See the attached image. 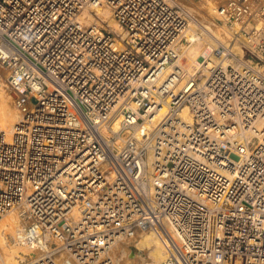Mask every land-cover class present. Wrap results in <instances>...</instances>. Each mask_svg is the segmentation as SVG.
<instances>
[{
    "label": "built area",
    "instance_id": "built-area-1",
    "mask_svg": "<svg viewBox=\"0 0 264 264\" xmlns=\"http://www.w3.org/2000/svg\"><path fill=\"white\" fill-rule=\"evenodd\" d=\"M104 7L121 36L81 23ZM216 11L255 47L234 54L180 0H0L17 264H118L116 242L151 229L163 264H264V5Z\"/></svg>",
    "mask_w": 264,
    "mask_h": 264
},
{
    "label": "bare ground",
    "instance_id": "bare-ground-1",
    "mask_svg": "<svg viewBox=\"0 0 264 264\" xmlns=\"http://www.w3.org/2000/svg\"><path fill=\"white\" fill-rule=\"evenodd\" d=\"M200 2L201 3H199L198 5L188 4L186 5V7L190 12L200 15L202 18V23L212 32V34L217 39H219L222 43L229 47L234 54H238L241 52V45H245L247 47H255L257 41H249L245 39L243 34L241 33V29H245L246 31H249L251 29V26L248 24V22H246L243 26L241 24H234L232 27H229L225 22H220L221 17L217 15L216 11V4H218L217 1L214 2L211 0H200ZM200 9L204 11V13H201ZM79 19L85 26H102L114 32L117 36L122 35L121 27L113 18L110 9L106 7L96 10L95 13L86 11L80 16ZM209 44H214V42L210 41ZM204 49L205 48H202L200 46H193L188 49V56L193 60ZM2 68L3 66L0 65V69ZM9 90H11V88L0 77V132L6 135L7 141L10 140L15 125L20 118L19 113L17 112L11 100L12 98L10 96ZM164 116L165 112H162L158 117V122H160L164 118ZM21 229L22 222L19 213L16 211H11L0 219V253L2 254L6 264H17V258L22 253H25L27 251L25 247L17 242V235ZM151 234L161 235L155 229H151L140 233L132 240L116 242L111 252L112 257L117 261L118 264H128L129 261L127 262L125 257L126 254L131 252L129 249L130 246L133 245L137 249L136 244L139 243V245L146 251L145 255L148 258L146 259L141 257V262L136 260L137 264H147L148 262L153 264H156L158 262L159 264L165 263L172 256V251L168 243H164L167 251H164L165 255H163V257L158 260V258L155 257L157 255V241L155 242L154 240H152V237L149 236ZM9 236L13 237L12 245L8 244ZM127 251L129 252L127 253ZM136 256H134V259L136 258ZM154 258L156 260H154Z\"/></svg>",
    "mask_w": 264,
    "mask_h": 264
},
{
    "label": "rangeland",
    "instance_id": "rangeland-1",
    "mask_svg": "<svg viewBox=\"0 0 264 264\" xmlns=\"http://www.w3.org/2000/svg\"><path fill=\"white\" fill-rule=\"evenodd\" d=\"M183 4H185V5H198L199 3H201L200 2V0H180ZM202 1V0H201ZM203 1H206V0H203ZM211 1H217V3L218 4H216V7H217V5H219V4H221V3H223L224 1H226V0H211ZM262 1V4L264 5V0H261ZM201 10V9H200ZM201 13H204V11H200ZM0 77L3 79V81H5V83L7 84V71H6V69L3 67L2 69H0ZM4 77V78H3ZM9 92H10V96H11V100H12V102H13V100H14V97H15V95H14V92L12 91V90H9ZM12 94V95H11ZM14 96V97H13ZM149 236H151L152 237V240H154L155 242H156V258H158V260H160L162 257H163V255H165V253H164V251H167V248L164 246L165 244L164 243H166V241H165V239L162 237V235H159V234H151V235H149ZM160 236V237H159ZM10 237V236H9ZM8 237V244L9 245H12V243H13V237H10L9 238ZM154 238V239H153ZM137 245V249L135 248V246H130V253H128L129 251H127V253L128 254H126V261L128 262V264H137V261H139V262H141V260H142V258H148V257H146V251L144 250V248H142L140 245H139V243H137L136 244ZM142 254H144V255H142ZM137 255V256H136ZM138 255H139V257H138ZM128 256V257H127ZM134 256H136V258L134 259ZM142 257V258H141ZM141 259V260H140ZM137 260V261H136ZM154 260H156L155 258H154ZM138 262V263H139ZM139 264H141V263H139ZM147 264H153V263H150V262H148ZM155 264V263H154ZM156 264H159V262L158 263H156Z\"/></svg>",
    "mask_w": 264,
    "mask_h": 264
}]
</instances>
